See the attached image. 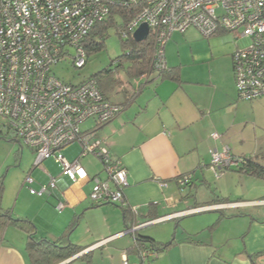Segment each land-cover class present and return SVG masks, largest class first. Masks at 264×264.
I'll list each match as a JSON object with an SVG mask.
<instances>
[{
  "label": "crops",
  "instance_id": "0c3cea01",
  "mask_svg": "<svg viewBox=\"0 0 264 264\" xmlns=\"http://www.w3.org/2000/svg\"><path fill=\"white\" fill-rule=\"evenodd\" d=\"M173 35L182 34L173 33L170 37ZM231 52L222 77L212 74L210 70L214 61H211L205 65L208 69L205 78L191 75L190 79L184 80L179 75V82L150 80L142 83L141 90L136 91L131 102L127 101L129 94L124 92L122 99L112 100L119 92L116 90L117 94L111 92L106 96L111 102L125 105L115 119L96 132V138L108 148L113 158L122 162L127 171L124 205L134 214L135 226L141 225L142 229L137 233L159 243L173 241L156 259L148 258L145 264H264V257H259L264 254V194L252 195L249 199H233L234 195L225 197L217 188L207 184L203 175L207 173L203 168L209 169L210 166L208 154L211 148L221 151L223 146H228L230 154L245 156L238 153L239 150L235 151V146L232 147L233 137L238 133H232L231 128L243 124L244 120L241 113H236L242 100L238 99L233 82ZM165 55L166 64L171 68L177 67L178 73H182L181 64L170 61L167 50ZM131 85L135 89L138 80L132 81ZM149 86L151 90H147ZM205 89L209 93H205ZM88 129L91 128L84 131ZM215 133L220 134L216 140L211 137ZM206 146L210 148L208 154ZM81 159H78L79 163L87 173L84 180L74 183L62 173H48L42 182L47 185L52 177L56 185L45 200L43 196L36 198L27 194L21 186L17 201L24 195L27 202L10 207L8 198L1 201V206L6 210L12 209L14 218L32 221L38 237L48 240L58 238L68 223L78 218L69 239L83 247L80 255L87 252L91 255L90 263L79 261L83 264H121L123 252L132 246L133 238L124 240L128 234L118 206L90 202L91 178L96 175L102 177L103 167L100 161L97 163L91 158L96 163L89 161L85 168ZM32 166L34 168V164ZM198 169H202L204 177L200 184L208 189L209 195L205 194L201 199L187 194L183 196L182 193L190 194L197 187L193 180L200 176ZM221 171L224 173L229 169ZM227 175L222 174L220 179ZM180 176L189 178L183 189L176 181ZM72 189L74 191L67 197ZM189 198L192 201L187 200ZM216 199L223 201L212 202ZM59 200L64 202V214H56L53 210ZM24 204L37 206L44 215L40 217V213L28 211ZM228 204L239 205L229 207ZM167 221H174L177 229L173 231L171 226L162 231L152 228L153 224L169 223ZM27 237V232L15 225L4 228L0 235V264H29L25 250ZM116 242L119 244L111 246ZM97 251L99 257L95 258ZM104 252L109 253L105 263L102 258ZM127 257L132 264L138 263L134 253H127Z\"/></svg>",
  "mask_w": 264,
  "mask_h": 264
},
{
  "label": "built area",
  "instance_id": "2783aa9c",
  "mask_svg": "<svg viewBox=\"0 0 264 264\" xmlns=\"http://www.w3.org/2000/svg\"><path fill=\"white\" fill-rule=\"evenodd\" d=\"M112 5L138 9L128 31L132 36L141 24L148 26L157 70L166 67L164 46L173 33L195 28L206 37L222 31L245 38L247 44L231 54L238 98L251 101L264 96V0H0V134L33 151L34 168L54 158L74 183L87 173L78 159L68 162L60 152L79 142L81 158L91 154L103 166L105 177H92L89 193V200L98 204H124L127 171L96 138L97 128L115 119L124 106L111 102L93 77L71 84L58 79L52 68L64 61L76 69L85 66L83 43L93 26L107 18ZM88 120L94 121V127L84 131L82 125ZM236 162L225 148L211 153L209 169L217 168L215 174H219ZM188 179L180 176L179 188ZM33 182L29 172L22 185L39 197L50 194L56 185L50 177L36 191L31 188ZM63 208L59 200L55 209ZM140 228L125 233L134 234ZM148 258L157 254L143 250L137 264ZM121 264H132L125 251Z\"/></svg>",
  "mask_w": 264,
  "mask_h": 264
},
{
  "label": "rangeland",
  "instance_id": "374dc122",
  "mask_svg": "<svg viewBox=\"0 0 264 264\" xmlns=\"http://www.w3.org/2000/svg\"><path fill=\"white\" fill-rule=\"evenodd\" d=\"M107 35L103 38L102 47L95 52H92L87 59V62L83 68L76 69L68 62H60L56 66L52 68L54 75L67 83L78 84L85 79H88L103 70H115L117 67V59L127 52V49H123L121 45V38L115 31V27L107 28ZM176 35V34H175ZM170 37L165 46H164V54H166V50L168 53V59L170 61L178 62L182 66V73L179 75L182 76V79H190L191 75L198 77L200 79L205 78L208 73V69H206L205 65H208L211 61H214L211 67V72L215 77H222L224 75L225 66L227 63V58L230 60L229 53L234 51L236 47L241 48L247 44V40L245 38L235 37L233 34H220L213 35L211 37H206L202 33H200L195 28L188 29L184 34ZM229 37H233L230 39ZM224 53H227V56H223ZM232 53V52H231ZM166 56V55H165ZM123 67H127L126 62L123 63ZM120 79L121 84H119L115 90L116 91H127L131 84H128V79L124 74L123 69H119L118 72H115V76ZM233 77V71H232ZM234 82V80H233ZM151 86L147 88V90H151ZM134 91V88L132 87ZM116 91H113V94H117ZM146 90L143 91V93ZM143 93L140 94L141 98H143ZM205 93H209L207 89H205ZM125 94V93H124ZM128 96H130V90H128ZM117 97V98H116ZM123 98V93L119 92L115 97L111 98L112 100H120ZM238 108L236 109V113H241L242 119L244 120L243 124L239 126L234 125L231 128V132H237V136H234L233 145L235 146L238 153L245 154L246 157H252L258 160L260 163H264V96L257 100L251 101H239ZM94 126L93 120H88L82 125V129L92 128ZM216 135V136H214ZM211 137L216 140L220 137L219 133L212 134ZM204 145L200 148L202 149ZM208 150L210 149L209 146ZM229 149L228 152L230 154V148L228 146H223L221 151H217V149L211 148L209 150L208 158H210V166H211V153L217 152L222 153L224 149ZM21 150V151H20ZM81 150V144L79 142H74L64 149H61L60 155L64 157L65 160L69 162L74 160ZM21 153V154H20ZM254 153V154H253ZM231 156H233L231 154ZM244 156V155H243ZM95 159L97 163L99 160L96 159L91 154H86L81 159L85 168H87L88 163H96L92 159ZM35 160V153L28 149L27 147L22 146L20 149V145L17 142H14L11 138L3 137L0 134V176L3 177L4 190L2 195V200L6 201L9 198V202L13 205H22L20 204L22 201L27 202L25 196L22 195L17 201V193L22 186V179L28 173L27 170L29 168H33ZM90 161V162H89ZM207 167L203 168V171H207L206 174H203L202 169H198L200 176L194 178L193 182H195L197 187L192 193L189 192L182 193L183 196L187 194L190 197H197L201 199L206 194L209 195L208 189L205 186L200 184L202 178L205 177L207 184H210L214 189L217 188L222 195L228 197L229 195H234L233 199H249L252 198V195H263L264 194V180L256 179L253 177H245L240 175L235 167L230 168L229 171L219 174H215L217 168L215 170L208 169ZM31 177L34 182L31 185V188L39 191L41 186H44V179L48 177V173L58 174L64 173L62 172V168L59 164H57L54 158L45 159L38 167L32 169ZM226 170V169H224ZM227 173L226 177L221 176L222 174ZM204 177H203V175ZM101 176L104 178L105 174L102 173ZM178 180V179H177ZM176 180V181H177ZM189 182V179L187 183ZM18 188H17V184ZM186 183V184H187ZM185 184V185H186ZM71 186V185H70ZM71 187L77 188V186L72 185ZM185 186L181 187L183 189ZM24 188L25 192L28 194L29 191L27 187ZM80 189V186H78ZM84 191L87 190L85 187H81ZM74 189L70 190L67 193V197H69ZM229 193V194H228ZM32 196V195H31ZM38 198L39 196H34ZM46 195L42 198L45 200ZM86 197V196H84ZM256 197V196H255ZM192 201V199H187ZM28 211L38 214L40 213V217L44 215V212H41V209H38L37 206H29L24 204ZM12 210V209H11ZM56 214L62 213L64 214V209L61 212H58L54 207ZM160 222L157 224H153L152 228L154 230L162 231L163 228L172 227V230L175 231V222L167 221ZM35 226V225H34ZM140 229H137L134 232H139ZM180 233V228L179 231ZM125 235L124 240L129 241L132 238L131 233H127ZM119 239V238H118ZM133 241V240H132ZM119 242L112 243L111 246L117 245ZM109 253L104 252L102 258H104V263L109 259ZM99 257V251L95 252V258ZM101 262V260L99 261ZM75 264H83L82 261L77 260L74 262ZM85 264V263H84Z\"/></svg>",
  "mask_w": 264,
  "mask_h": 264
},
{
  "label": "trees",
  "instance_id": "16d2710c",
  "mask_svg": "<svg viewBox=\"0 0 264 264\" xmlns=\"http://www.w3.org/2000/svg\"><path fill=\"white\" fill-rule=\"evenodd\" d=\"M137 12H138L137 8H123L118 5L110 6V13L107 16V18L101 22L96 23L93 26V28L91 29L90 33L88 34V36L86 37L83 43V46L86 50V56L88 59L89 55L92 52L98 51L102 47L103 45L102 40L107 35L106 32L107 28L112 26L115 27L116 33L121 38L122 41L121 45L123 49H127V52L121 55L117 59L116 61L117 67L115 70L106 69L92 77L96 80L98 87L100 88L102 93L105 96H107L109 93L113 92L119 84H121L117 75L115 76V72L117 73L119 69H123L124 74L128 79V84H132V81L138 80V86L134 89V91L130 92L131 94L127 98V101L129 102L133 100L136 91L138 92L141 90L142 83H147L150 80L159 81V80L168 79L175 82H179L180 80L177 67L171 68L166 64V62H165L166 67L163 70H157L154 67L155 46L152 37L149 36L146 38V40L142 42H136L132 38L130 31H128V25L135 18ZM218 34H226V33L221 31L216 35ZM164 58H165V54H164ZM124 62H126L127 64L126 68L123 67ZM119 92H124L125 94L126 93L128 94V89L127 91L123 89V91H119ZM122 105L125 107L124 104ZM13 141L16 142L15 140ZM20 148H22V145H20ZM81 153H82V148L80 150L78 159L81 158ZM233 157L237 159L236 165L225 168L226 170L228 169L230 170V168L235 167L239 173H243L245 175L264 180V163L258 162V160L254 158L255 156L246 157V156L233 155ZM22 187L24 186L22 185ZM3 190H4L3 177L0 176V235L2 234L4 228H6L9 225H15L16 227L25 230L28 235L25 245V250L29 264H60L80 254L83 251L82 246L72 243L69 239V234L75 228L76 221L78 222V218L73 222L72 221L69 222L65 230L55 240L39 238L36 232V228L32 221L26 218H14L11 215L12 213L11 210L9 209L6 210L2 208L1 201H2ZM222 201L223 200L216 199L215 201L212 202L220 203ZM92 204L100 205L98 203H92ZM112 205L118 206L121 209L122 220H123L124 228L126 230L136 225V222L132 220L134 214L131 213L130 209H128L124 204H112ZM55 207L56 204L54 205V208ZM129 223L131 225H128ZM132 238H133V244L125 252L134 253L137 259H138V254L143 250H149L150 252H154L157 254L158 257L159 253L163 252L165 249H167L170 245L173 244V241H169L166 243H159L149 236L146 235L144 236L141 235V233L139 234L135 232L132 235ZM151 259H156V258H151ZM75 260H83L87 263H90L91 255L89 254V252H87L83 255L76 257L69 263H72ZM145 262L143 264H145ZM138 263H139V259H138Z\"/></svg>",
  "mask_w": 264,
  "mask_h": 264
},
{
  "label": "water",
  "instance_id": "95a60500",
  "mask_svg": "<svg viewBox=\"0 0 264 264\" xmlns=\"http://www.w3.org/2000/svg\"><path fill=\"white\" fill-rule=\"evenodd\" d=\"M149 33V28L146 24H141L132 34V38L134 39V41L136 42H142L144 40H146L147 36ZM57 195H59L57 193ZM80 255V254H78ZM78 255L60 263V264H68L69 262H71L73 259H75Z\"/></svg>",
  "mask_w": 264,
  "mask_h": 264
},
{
  "label": "clouds",
  "instance_id": "9594fccd",
  "mask_svg": "<svg viewBox=\"0 0 264 264\" xmlns=\"http://www.w3.org/2000/svg\"><path fill=\"white\" fill-rule=\"evenodd\" d=\"M127 230H129V229H127Z\"/></svg>",
  "mask_w": 264,
  "mask_h": 264
}]
</instances>
